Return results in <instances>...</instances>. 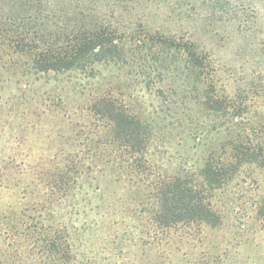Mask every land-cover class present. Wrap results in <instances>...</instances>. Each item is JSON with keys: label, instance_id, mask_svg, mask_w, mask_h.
<instances>
[{"label": "rangeland", "instance_id": "1", "mask_svg": "<svg viewBox=\"0 0 264 264\" xmlns=\"http://www.w3.org/2000/svg\"><path fill=\"white\" fill-rule=\"evenodd\" d=\"M18 13L14 21L4 20L10 29L0 33V215L12 222L5 233L0 226V264L47 262V257L34 254L24 261L10 256L5 238L10 234L13 243L19 238L23 242V229L32 231L35 241L40 234L32 229H44L60 245L62 233L76 264H185L201 255H207V264H264V219L253 217L264 192V163H245L228 180L220 195L226 213L223 226L190 225L162 232L136 212L132 193L121 199L118 184L88 169L63 145L72 133L92 135L94 126L79 125L72 131L61 109L66 80L78 90L124 83L119 97L154 117L158 129L166 124V116L153 114V108L159 103L177 106L181 125L157 133L154 141L158 154L153 159L165 169L195 164L203 145L233 125L245 142L263 150L264 0H0V16ZM100 26L117 32L142 29L189 43L206 58L209 82L226 99H234L233 107L199 117L178 77L146 87L147 76H126L123 71L118 82L117 71L108 75L101 66L94 77L37 68L34 56L58 52L79 31ZM4 27L0 24V31ZM19 31L26 36L20 44L27 46L26 53L13 44L6 46L14 43L9 36ZM159 87L168 91L163 98L156 95ZM75 94L68 99L75 102ZM186 106L193 112H184ZM188 113L191 123L185 120ZM197 119L202 120L200 129ZM66 157L74 167L68 169L67 188L61 186Z\"/></svg>", "mask_w": 264, "mask_h": 264}, {"label": "trees", "instance_id": "2", "mask_svg": "<svg viewBox=\"0 0 264 264\" xmlns=\"http://www.w3.org/2000/svg\"><path fill=\"white\" fill-rule=\"evenodd\" d=\"M19 15L20 13L0 16V24L5 26L0 33L10 29L6 27L5 19L14 21ZM22 32L9 36L8 40L14 43L9 42L6 46L13 44V47L20 48V52L26 53L27 46L20 45L25 43L22 41H26ZM34 57V63H39V70L61 69V74L68 75L75 71L88 72L89 77H94L101 66L108 75L111 71H117L118 82L121 81L123 71L126 76L132 73L135 76H147L146 87L165 78L178 77L177 80L186 88L185 97L193 100L195 112L201 118L208 113L217 115L233 107L234 99H226L209 82L206 58L189 43L159 33L149 34L142 29L117 32L100 26L95 30L79 31L61 45L58 52ZM151 73L156 80L150 77ZM66 82L61 86V109L64 110L62 117L65 118L63 121L71 125L72 131L79 125L94 127L92 135L85 132L83 136L81 133H72L64 137L63 145L80 161L86 162L88 169L94 168L107 174L109 183L118 184L119 188L116 189L121 199L129 198L132 193L134 209L146 217L153 229L163 232L190 225L211 228L223 226L226 213L221 209L220 195L228 180L245 163H264V149L249 140L245 142L236 128L237 125H233L231 129L225 128L224 135L218 131L214 141L203 145L195 164L187 166L180 163L174 169H165L162 164L156 165V162L162 163L159 159H153L158 154L154 141L157 133L165 130L164 133L167 134L169 130L181 125V110L177 106L168 107L159 103L153 108V114L163 113L166 116H162V121L166 124L158 129L154 117L146 115V111L134 109L119 97L121 88L125 87L124 83L118 86L99 84L89 90H78L69 84L73 88L71 90L67 80ZM72 91L77 93L75 102L68 99ZM155 92L158 97L163 98L168 91L159 87ZM188 108L182 110L192 113L190 107ZM189 113L185 120L191 123ZM197 121L200 129L202 120ZM196 135H201V131L198 130ZM63 163L65 165L61 167V183L64 185L61 186L67 188L71 180L68 169L74 170V167L70 165L67 157ZM253 217L264 219V192ZM0 226L5 227L4 233L7 227L12 226L8 216L0 215ZM23 230V242L19 238L18 242L13 243L10 234L7 235L8 240L5 238L7 247L12 251V258L24 261L28 254H34L38 258H48L47 262L41 261L42 264H76L71 245L62 237V233L60 245L56 241L57 237L53 238L44 229H32L40 234L36 241L32 231ZM17 232L19 233L18 230ZM22 232L21 230L19 234ZM42 239L45 240L44 244L39 242ZM56 254H59L60 261H57ZM206 256L201 255L185 264H207Z\"/></svg>", "mask_w": 264, "mask_h": 264}]
</instances>
